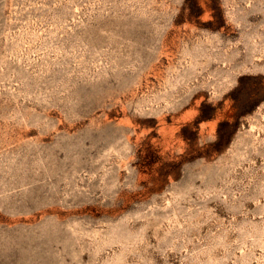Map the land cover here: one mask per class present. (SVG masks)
I'll use <instances>...</instances> for the list:
<instances>
[{
	"label": "rangeland",
	"instance_id": "obj_1",
	"mask_svg": "<svg viewBox=\"0 0 264 264\" xmlns=\"http://www.w3.org/2000/svg\"><path fill=\"white\" fill-rule=\"evenodd\" d=\"M0 264H264V0H0Z\"/></svg>",
	"mask_w": 264,
	"mask_h": 264
}]
</instances>
